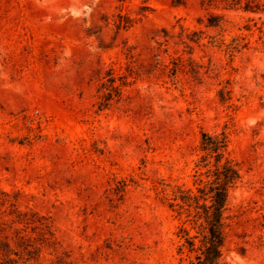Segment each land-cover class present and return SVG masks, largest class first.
Returning <instances> with one entry per match:
<instances>
[{
	"label": "rangeland",
	"instance_id": "1",
	"mask_svg": "<svg viewBox=\"0 0 264 264\" xmlns=\"http://www.w3.org/2000/svg\"><path fill=\"white\" fill-rule=\"evenodd\" d=\"M204 132L239 171L220 264H264V14L0 0V264H191Z\"/></svg>",
	"mask_w": 264,
	"mask_h": 264
},
{
	"label": "trees",
	"instance_id": "2",
	"mask_svg": "<svg viewBox=\"0 0 264 264\" xmlns=\"http://www.w3.org/2000/svg\"><path fill=\"white\" fill-rule=\"evenodd\" d=\"M225 2L230 7H240L246 11L264 14V0H210V2ZM213 25L219 24L211 22ZM110 100V96H106V101ZM227 148L225 136L211 135L207 132L202 134V149L207 154L214 156L216 165L213 170L214 179L209 186L200 189L201 196H193L187 194L186 199L196 202L198 208L202 211L198 212V217L202 219V231L200 233V244L196 245L197 236H191L186 228H181V238L184 243L180 247V251L184 247H188L189 251H195L196 255L191 264H220L223 254V246L225 243L224 232V214L226 211L229 188L239 178V171L229 161L220 164ZM209 199L210 204H199V199Z\"/></svg>",
	"mask_w": 264,
	"mask_h": 264
}]
</instances>
